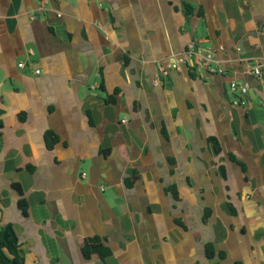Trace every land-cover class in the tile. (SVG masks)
<instances>
[{"label":"crops","instance_id":"1","mask_svg":"<svg viewBox=\"0 0 264 264\" xmlns=\"http://www.w3.org/2000/svg\"><path fill=\"white\" fill-rule=\"evenodd\" d=\"M194 38L225 75L191 66ZM256 63L264 0H0V229L23 264H264ZM95 236L107 257L83 254Z\"/></svg>","mask_w":264,"mask_h":264},{"label":"trees","instance_id":"2","mask_svg":"<svg viewBox=\"0 0 264 264\" xmlns=\"http://www.w3.org/2000/svg\"><path fill=\"white\" fill-rule=\"evenodd\" d=\"M116 93V91H115ZM114 93V94H115ZM106 100L108 103H114V97L113 96H106ZM23 114L20 115V120H24L22 117ZM45 141L46 146L49 150L53 149L54 146L59 142L58 136L53 131H47L45 134ZM209 141L213 144L214 150L217 154L221 153V144L220 142L214 138L210 137ZM230 160L236 163L241 167V170L245 173L246 172V165L237 159L234 155H229ZM28 170L30 172H33L31 167H28ZM221 171L223 174V177L225 176V169L223 166H221ZM130 182L132 180H127V185H130ZM13 187L16 189L17 193L19 194L18 199V208L21 210L23 215H27L28 210V204L26 200L23 198V191L19 184H14ZM169 192L177 199V194L175 191V188L171 187L168 189ZM229 210L231 214H236V211L232 207L231 204H229ZM209 211L205 213L203 221L206 222L209 218ZM176 223L183 226L182 223L179 220H176ZM80 246L83 251V254L86 257H90V255L97 253L102 258L107 257L110 252L102 243V240L100 237H92V238H86L83 240H80ZM212 246H207V254L209 256L214 255V250L212 249ZM221 259L224 258V253L219 254ZM24 258L21 252V244L19 242V237L17 234V231L13 224H7L3 228L0 229V264H23Z\"/></svg>","mask_w":264,"mask_h":264},{"label":"built area","instance_id":"3","mask_svg":"<svg viewBox=\"0 0 264 264\" xmlns=\"http://www.w3.org/2000/svg\"><path fill=\"white\" fill-rule=\"evenodd\" d=\"M34 19V16L31 17ZM204 39L194 38L187 46L185 51L186 57L191 61V66L199 68L203 72H215L220 75L226 74V69L221 65L220 61L214 60V58L205 51L204 47ZM179 68L178 64H171L168 68L160 67L156 74V79L154 81L155 85L159 84V80L161 79L160 75H167L168 70ZM264 70V64L256 63L254 65H248L247 73L251 76H254L258 79L262 78ZM40 71L37 70L36 73ZM230 89L234 92H238L239 94L245 96L249 92L248 86L238 83L231 82Z\"/></svg>","mask_w":264,"mask_h":264}]
</instances>
